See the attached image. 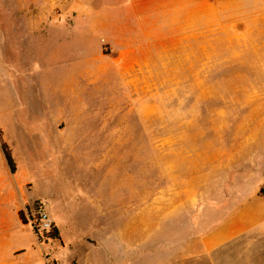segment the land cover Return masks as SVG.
Segmentation results:
<instances>
[{
    "label": "rangeland",
    "instance_id": "1",
    "mask_svg": "<svg viewBox=\"0 0 264 264\" xmlns=\"http://www.w3.org/2000/svg\"><path fill=\"white\" fill-rule=\"evenodd\" d=\"M46 1L0 0V264H163L179 190L253 217L217 264H264V0Z\"/></svg>",
    "mask_w": 264,
    "mask_h": 264
},
{
    "label": "crops",
    "instance_id": "2",
    "mask_svg": "<svg viewBox=\"0 0 264 264\" xmlns=\"http://www.w3.org/2000/svg\"><path fill=\"white\" fill-rule=\"evenodd\" d=\"M49 5L52 6V0L46 1ZM46 3V4H47ZM47 6V5H46ZM65 147V146H63ZM59 147H55V150H57ZM7 196V197H6ZM164 203H163V210H164V221H165V227L163 232V239L164 242L166 241L167 244L164 243L163 247V264H217V258L214 256V251L217 250L220 247L230 246V243L233 245L234 240L239 235L243 234L244 232L254 228V222L253 217H249L247 215L242 216H236L234 214L230 215V217H227L223 220V222L219 223L218 220V214L211 215L207 214L201 221V225H198L199 221V214L198 209L200 206V203L197 202L196 198H194L192 195L188 194L186 190H179L177 193L172 195L165 194L164 195ZM11 197V196H10ZM7 195L4 196L3 200H0V203L3 205L4 201L11 200ZM172 199L174 200L172 204ZM48 200V199H47ZM0 204V217L1 215H4L5 212L2 213L3 209ZM48 214L54 222V224L58 227L60 234L61 233V227L63 226V222L61 220H58L56 216H54L50 212V200L46 203ZM172 207H173V213H172ZM189 210L192 214H195V220L192 223L190 221V226L187 227L186 223V211ZM176 212H179V240L177 243L173 245L172 242V235H171V215L175 214ZM15 214L17 216V219L19 221L18 217V207H16ZM213 216L216 217V223L211 224L208 228L203 226L207 224L208 222L213 221ZM254 217H257L256 215H253ZM194 216L190 215V218L193 219ZM205 219V220H204ZM5 219H0V226L3 227V224ZM213 223V222H212ZM23 226H25L24 223H22ZM193 228L195 232H197L198 229L202 230V232L195 237V240L193 241L188 240L186 238V232L191 231L190 228ZM182 232V235H181ZM4 235L0 236V242L6 243L9 237H4ZM174 237V236H173ZM2 239V240H1ZM0 243V245H1ZM34 250L35 247L32 246L30 250ZM30 250L26 249H19L16 252H14V257L16 255H24L29 254ZM44 256V250L42 252V260L41 264H47L46 260L43 258Z\"/></svg>",
    "mask_w": 264,
    "mask_h": 264
},
{
    "label": "trees",
    "instance_id": "3",
    "mask_svg": "<svg viewBox=\"0 0 264 264\" xmlns=\"http://www.w3.org/2000/svg\"><path fill=\"white\" fill-rule=\"evenodd\" d=\"M0 140H1V148L5 157V160L7 162L8 167L10 168L11 172L16 171V161L14 159V156L12 154V150L9 146V144L3 139V133L0 128ZM23 211L20 212V217L22 216ZM22 219V218H21ZM24 223H27L24 219L22 220ZM44 236L46 238H51L53 240H60V231L58 227L52 223V226L48 232L44 233Z\"/></svg>",
    "mask_w": 264,
    "mask_h": 264
},
{
    "label": "built area",
    "instance_id": "4",
    "mask_svg": "<svg viewBox=\"0 0 264 264\" xmlns=\"http://www.w3.org/2000/svg\"><path fill=\"white\" fill-rule=\"evenodd\" d=\"M41 209V222H42V227L44 229V231L49 230V228H51L52 223L49 221L48 217H47V213L43 211L42 207H40Z\"/></svg>",
    "mask_w": 264,
    "mask_h": 264
}]
</instances>
